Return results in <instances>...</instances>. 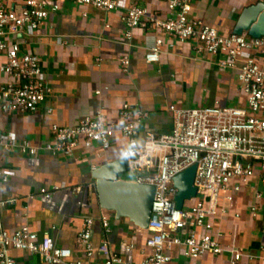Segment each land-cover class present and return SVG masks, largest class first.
<instances>
[{"label": "crops", "instance_id": "crops-1", "mask_svg": "<svg viewBox=\"0 0 264 264\" xmlns=\"http://www.w3.org/2000/svg\"><path fill=\"white\" fill-rule=\"evenodd\" d=\"M118 1L120 8L106 13L61 0L60 9L39 30L26 29L10 37V41L20 44L23 52L40 58L49 96L36 113L0 117V138L13 141V145L0 148L4 171L9 175V181L0 184V202L14 201L1 207V217L9 234L27 225L41 237L49 234L58 246L73 251L74 259L84 261L85 252L78 236L85 220L93 218L92 243L96 250L107 241L110 250L126 264H142L149 254L145 249L149 232L127 219L117 221L114 213L102 210L92 178V164L101 166L124 160L126 143L119 134L103 154L101 147L95 145L91 150L78 148L70 157L43 151L33 157L22 155L19 145L28 141L35 147H43L51 139L54 124L75 127L98 113L115 125L118 111L126 103L148 114L140 126V140L145 143L148 133L172 132L171 106L244 107L246 96L236 73L221 70L218 59L198 53L193 42H174L171 48L170 38L164 35L166 43L160 61L146 63L145 55L155 46L159 34L145 22L133 31L132 40L128 41L125 38L127 9L139 6L166 17L167 7L156 0ZM249 4L248 0H193L192 16L215 27L221 35H230ZM21 6L10 0L12 9ZM125 57L131 61L127 73L121 64ZM4 62L5 59H0V63ZM49 110L53 112L49 114ZM126 164L128 167L127 161ZM53 187L59 190L52 197L42 195V189L51 191ZM256 190L262 192L263 199L253 213ZM228 195L224 193L221 202L228 214L219 213L213 219V233L219 236L224 253L208 254L194 262L184 256L183 249L173 248L169 251L171 264H228L235 251L243 254L244 262L264 264V185L246 188L231 202L226 200ZM102 217L110 222L109 233L102 226ZM134 242L135 249L126 252V247ZM10 256L15 264H47L39 255L26 251L13 250ZM95 259L103 258L96 252Z\"/></svg>", "mask_w": 264, "mask_h": 264}, {"label": "built area", "instance_id": "built-area-1", "mask_svg": "<svg viewBox=\"0 0 264 264\" xmlns=\"http://www.w3.org/2000/svg\"><path fill=\"white\" fill-rule=\"evenodd\" d=\"M21 3L18 9L10 7V0H0V117L7 114L36 113L49 96L43 80L40 58L25 53L18 42L10 41L24 30L37 31L52 13L60 9L61 0H14ZM79 7H92L109 13L120 8L118 0H69ZM164 3L168 15L159 17L145 8L130 6L125 19V38L132 40L133 31L149 22L156 31L155 46L145 55L148 64L158 63L167 35L171 42L195 43L198 53L209 54L218 59L221 70L235 72L242 84L246 104L244 107H201L180 108L171 106L174 128L169 134L148 133L141 143L140 126L148 118L142 109L123 104L118 111L117 123L109 124L102 113L86 117L75 127L54 124L51 139L43 147H35L23 141L19 149L24 156L36 157L41 151L52 155L73 156L78 148L91 150L95 145L107 152L116 135L125 140L123 158L129 171L136 176V182L156 188L149 236L145 249L149 254L142 264H171L169 251L184 250V256L198 261L211 254L221 256L224 249L219 236L213 233V219L228 211L221 207L224 193H230L226 200L232 201L251 186L264 185V37L256 39L244 34L221 35L204 21L193 17V0H156ZM257 3L261 0H248ZM122 70L127 73L131 61L125 57ZM3 80V81H2ZM100 94V92H98ZM53 111L49 110V114ZM13 145L8 138H0V148ZM102 158V155H98ZM197 166L195 187L197 196L192 207L188 201L178 210L175 197L178 190L174 178ZM92 164V171L97 169ZM9 181L0 155V184ZM59 187L51 191L42 189L46 198L53 196ZM255 206L263 199L262 192H254ZM14 201L0 202V264H15L10 251H26L39 255L47 264H126L124 259L110 250L107 241L98 249L92 243L94 219L87 218L78 241L85 252V259H74L73 251L58 246L49 234L39 236L24 225L14 234H9L3 225L1 207ZM101 223L109 233L110 222L102 217ZM135 249V242L126 247V252ZM102 255L96 260L95 254ZM228 264H249L243 254L235 251Z\"/></svg>", "mask_w": 264, "mask_h": 264}, {"label": "water", "instance_id": "water-1", "mask_svg": "<svg viewBox=\"0 0 264 264\" xmlns=\"http://www.w3.org/2000/svg\"><path fill=\"white\" fill-rule=\"evenodd\" d=\"M233 34L252 38L264 37V0L248 5L240 14ZM197 166L193 165L174 178L178 190L175 203L182 210L186 200L197 196L195 187ZM132 175V177H130ZM96 196L102 210L112 212L115 219H127L135 227L148 231L156 188L136 182V176L128 170L125 160L98 166L92 171Z\"/></svg>", "mask_w": 264, "mask_h": 264}, {"label": "rangeland", "instance_id": "rangeland-1", "mask_svg": "<svg viewBox=\"0 0 264 264\" xmlns=\"http://www.w3.org/2000/svg\"><path fill=\"white\" fill-rule=\"evenodd\" d=\"M250 3L252 4V2H250ZM194 204H195V201L194 200L193 201L189 200L187 206L188 207H192Z\"/></svg>", "mask_w": 264, "mask_h": 264}, {"label": "trees", "instance_id": "trees-1", "mask_svg": "<svg viewBox=\"0 0 264 264\" xmlns=\"http://www.w3.org/2000/svg\"><path fill=\"white\" fill-rule=\"evenodd\" d=\"M259 2V1H258ZM252 4H254V3H252ZM251 5V4H250Z\"/></svg>", "mask_w": 264, "mask_h": 264}]
</instances>
